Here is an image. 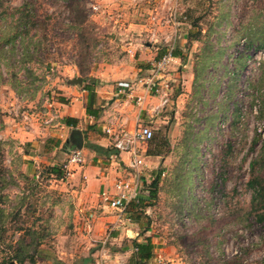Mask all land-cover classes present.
<instances>
[{
  "label": "rangeland",
  "instance_id": "obj_1",
  "mask_svg": "<svg viewBox=\"0 0 264 264\" xmlns=\"http://www.w3.org/2000/svg\"><path fill=\"white\" fill-rule=\"evenodd\" d=\"M22 1L0 0L2 28ZM92 2L34 0L39 23L49 26L44 52L37 53L42 62L29 63L31 77L24 72L22 53L9 51L11 43L4 45L0 141L4 166L15 183L5 191L10 200L27 196L23 210L48 227L49 237L41 246L45 253L64 258L58 264L94 260L102 248L117 251L128 243L118 234L127 229L137 231V238L149 235L165 264H264V221L249 214L251 191L246 185L249 161L258 152L264 154V57L253 58L264 50V0H117L118 8L104 13L94 10ZM119 13L126 17L125 25L114 22L123 18ZM104 19L109 22L102 23ZM153 30L156 39L150 38ZM189 32H200L190 44ZM19 41L18 35L14 44ZM250 43L256 48L246 57ZM171 46L179 56L164 71L170 102L157 115L143 118L153 129L148 149L160 152L145 155L143 186L159 170L157 197L148 199L142 187V202L128 206L124 218L96 226L99 218L117 211L102 209L97 200L93 219L78 212L84 203L80 199L84 177L78 174L74 180L72 175L79 169L65 178L64 173L57 177L46 172L50 165L62 166L72 150L65 145L67 132V137H59L54 131L55 116L62 111L59 98L67 108L77 98L80 103L87 94L84 84L99 83L95 73L106 67L118 73L112 82L116 90L121 81L137 83L144 90L142 82L152 64ZM73 77L82 78L80 87L68 84ZM15 78L18 83L13 87ZM156 101L148 98V107ZM49 138L59 139V146L45 147ZM147 146L142 144L144 152ZM82 148L85 165L94 155L85 145ZM98 159L96 164L110 169L111 159ZM124 171L128 178V170ZM24 176L35 184H27ZM193 203L197 208L191 212ZM6 235L15 242L19 233L10 229ZM46 254L36 264H51Z\"/></svg>",
  "mask_w": 264,
  "mask_h": 264
},
{
  "label": "trees",
  "instance_id": "obj_2",
  "mask_svg": "<svg viewBox=\"0 0 264 264\" xmlns=\"http://www.w3.org/2000/svg\"><path fill=\"white\" fill-rule=\"evenodd\" d=\"M12 10V19L8 25L5 28H2V25L0 24V60L3 58V53L5 52L4 45L11 43V45L9 44V51H15L16 49L22 53V66L24 72H27V75L31 77L33 73L31 72L32 69L29 67V63L34 62V60L42 62L37 53L40 51L44 52L46 46H43L42 43L47 44L48 39L46 38L45 33L48 31L49 24L39 23L40 17L36 14L34 0H23L18 7L13 8ZM2 19L3 18L0 15V22ZM196 25L197 22L194 20L192 26ZM30 30H34L32 35H29ZM18 35L20 37V41L17 46L14 44V40ZM199 35L200 32H189L187 43L190 44L193 40H196ZM33 36H35L34 39ZM253 47L252 43L247 45L245 49L246 51L244 52L246 57L252 56L253 52L251 53L250 50L256 48ZM159 56L160 54L157 58H159ZM173 56H179V52L175 50L173 52ZM91 81L92 82H88L83 86V89L87 91V105L85 107V111L88 115L97 116L98 108L93 106L95 98L94 83L96 81ZM16 83H18V81L15 78L13 82H11V85L14 87ZM59 99L61 102L64 101L63 98ZM60 121L69 127L79 126L78 120L73 117L65 116ZM91 128L92 125L89 126L88 129L84 130L83 136L85 149L94 154V163H97L99 160L98 158L100 157H104L106 161L111 159L112 155L118 154V151L111 145L101 146L90 140L88 138L87 131ZM153 137L146 142V146L152 142ZM46 141L45 147L47 148L58 147L60 143L59 139L54 140V138H49ZM163 142L166 145L169 144L165 135H163ZM3 145V141H0V253H3V256L0 258V264H8L11 260H14L16 264H36L37 261L44 259L47 255L46 253L48 252L51 256V263L58 264L60 261L58 260L56 254L50 251L45 253L44 248L41 246L43 243L45 244V238L49 237L48 227L42 224L39 225L37 218L33 220V218L28 215L29 212L26 211V209L23 210L24 201L27 196L20 194L16 196L14 201H11L8 194L5 192L10 185H15V183L13 182L11 171L8 170L3 163ZM254 145L255 142L252 145L253 148ZM147 149L145 151V155H160V152L156 150L152 151ZM261 152H258V155L249 161V179L246 184L248 189L251 191L248 210L249 214H255L256 219L259 222L264 221V172H262L264 170V154H261ZM46 172L57 177H61L63 173L61 166L56 165L48 166L46 168ZM160 174L161 172L156 170L152 180L149 183H145V186H143V190L145 189L144 191L147 193L146 195L148 199H154L157 197ZM24 178H26L27 184H35L33 178L29 179L26 176H24ZM142 200L143 198H139L137 202H132L130 205L135 206L138 203H141ZM191 208V212H193L195 208H197V203H193ZM10 229L13 233H19L15 242H12V239L9 240L6 235L7 231ZM143 229H141V231H143ZM130 243L132 244L133 249L125 264H147V262L154 255L155 243L152 241V238L149 235H145V237L140 241L136 238L130 239ZM7 250H9L10 254H8ZM40 253L44 254V256L41 257L39 255Z\"/></svg>",
  "mask_w": 264,
  "mask_h": 264
},
{
  "label": "crops",
  "instance_id": "obj_3",
  "mask_svg": "<svg viewBox=\"0 0 264 264\" xmlns=\"http://www.w3.org/2000/svg\"><path fill=\"white\" fill-rule=\"evenodd\" d=\"M92 5H96L101 10V13H104L106 11H110L114 8H118L120 5L117 0H93L91 3ZM124 4V2H123ZM125 4L122 6L124 7ZM101 13L97 16L101 17ZM119 17H123L122 19L116 17L114 22L119 23L121 25H125L127 21L126 17L123 13L118 14ZM96 18V17H95ZM105 20V19H104ZM101 21V20H100ZM102 22V21H101ZM109 22L108 20L103 21L102 23ZM129 27L132 26V23H128ZM124 28V27H123ZM130 29V28H129ZM125 30V29H124ZM112 35V34H108ZM115 38H117V35L114 34ZM106 69H100L96 71L95 75L98 80H95L99 85H95L94 92H95V98L93 106L95 108H98V114L97 116H91L88 115L85 111V107L87 105V94L86 99L83 98L79 100L80 103H78V98L75 99L76 103L70 107L67 108L63 102H60L59 105L61 106L62 111L59 110V116H55L56 120L54 121V126L57 127V129H54V131H59V137H62L63 135L69 134L70 130L74 127H69L61 123V119L65 116L76 118L79 122V125L82 126L81 131L83 133L84 130L88 129L89 126L92 125V128L88 130V138L97 144L101 146H109L110 142L108 137L102 132L103 124L105 122V119L107 115H113L117 116L118 120L120 122H125V127L128 130L133 129L136 115L138 114V107L131 101L126 106L121 105L119 108H116L115 105L117 103L116 98V86L112 83L115 79H118V73L116 72L114 68L113 70H107ZM113 68V67H111ZM103 70V72L101 71ZM111 71V72H109ZM131 84V83H130ZM138 85V93L140 94L143 92V90L140 88V85ZM83 102H85V105L83 106ZM78 103V104H77ZM79 105V106H78ZM75 106V107H74ZM60 109V108H59ZM144 116L149 117L146 113L144 115L142 114V119L145 118ZM144 120V119H143ZM79 128V126L77 127ZM21 134V133H20ZM22 136V135H19ZM27 137H31L30 134L27 135ZM64 137H67L66 135ZM83 150V148H82ZM94 155V154H93ZM92 162V163H91ZM83 167H81L76 173L72 175L74 180L76 179V175L81 174L84 177V181L82 182V192L80 195V199H83L84 203L80 209V214L82 213V216L86 217H92L94 218L95 213L97 214L98 211L93 210L96 207L97 200L102 203L101 207L104 210H107L109 208H106L102 197H101V191L111 185L115 178L112 179L114 176L117 178L119 176H125V169H126V163L128 162V154L125 152H121L118 155V158L116 160H111V163L109 165L110 169H107L106 167H102L93 161H91ZM125 167V169H124ZM116 174V175H115ZM72 178V180H73ZM85 202H88L89 205H85ZM104 212V211H103ZM108 220V221H114L117 220L116 215H109L106 217H101L98 219L96 226H100L102 224L101 221ZM118 221V220H117ZM86 228V226H85ZM87 229L90 230V225L87 224ZM96 228H94V225L92 227V230L95 231ZM101 229H99L100 231ZM119 235L123 237H127L128 243L121 245L117 251L104 249L102 252L101 250L96 251L98 252V255H96V258L94 260H91V258H85V260L81 264H96L95 262L97 259H100L99 255H101V264H125L127 261V258L130 256L132 252V244L130 243V239L136 238L138 241L142 240V237H136L138 236V232L133 229H127L126 232L124 230H120L118 233ZM97 238L101 237V234L95 235ZM93 237V236H91ZM120 239V238H118ZM116 239V241H118ZM153 241V239H152ZM154 242V241H153ZM120 245V244H119ZM101 253V254H100ZM92 256V255H91ZM161 254L158 253L156 247L154 249V255L153 257L147 262V264H159L156 260L157 257ZM58 259L63 260L64 258L62 256L58 255ZM163 259V258H162ZM164 260V259H163ZM169 260H172L170 258ZM165 261V260H164ZM51 263V262H50ZM52 264V263H51ZM165 264V262H164ZM172 264V263H169Z\"/></svg>",
  "mask_w": 264,
  "mask_h": 264
},
{
  "label": "built area",
  "instance_id": "obj_4",
  "mask_svg": "<svg viewBox=\"0 0 264 264\" xmlns=\"http://www.w3.org/2000/svg\"><path fill=\"white\" fill-rule=\"evenodd\" d=\"M92 8L94 10L99 9L96 5H92ZM156 18V15L151 17L152 20ZM150 38H157L156 30L150 32ZM173 52L174 46H171L152 64L148 76L142 82L145 88L142 93L134 94L133 89L138 88V85L134 83L121 81L117 84L116 98L118 100L115 105L116 108L121 105L126 106L135 98L134 104L138 107V114L133 129H126L125 122H120L117 116H110V114L103 124L102 132L108 137L110 145L118 151V154L111 156V160H116L121 152L128 154L126 170H128L129 177H117L100 194L106 208L117 211L118 221L124 218L123 215L126 214V209L130 203L137 202L140 198L144 183L143 166L145 164V152L142 150V144H146L153 137V129L143 122L142 114L146 113L149 117L157 115L170 102L169 89L165 85L163 77L164 71L170 65V62L176 58L173 56ZM260 55L264 57V50L257 51L253 58L258 60ZM148 98H157V101L148 107ZM23 117L26 120L30 119L27 115ZM51 120L52 118L46 119L44 123H49ZM85 161L86 156L82 149L70 151L61 166L64 178L71 176L74 170L80 169ZM103 250L104 248L101 249V252ZM99 257L100 259H97L96 264H101V255ZM156 261L159 264H164L160 256L157 257Z\"/></svg>",
  "mask_w": 264,
  "mask_h": 264
},
{
  "label": "water",
  "instance_id": "obj_5",
  "mask_svg": "<svg viewBox=\"0 0 264 264\" xmlns=\"http://www.w3.org/2000/svg\"><path fill=\"white\" fill-rule=\"evenodd\" d=\"M149 45V44H148ZM68 84L81 86L82 78L73 77L68 79ZM65 145H69L72 150H80L84 145L83 133L80 128L74 127L70 130L68 137L65 140ZM71 150V151H72ZM8 264H16L14 260H11Z\"/></svg>",
  "mask_w": 264,
  "mask_h": 264
}]
</instances>
